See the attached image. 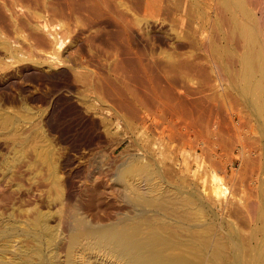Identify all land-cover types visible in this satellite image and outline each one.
Masks as SVG:
<instances>
[{
  "label": "rangeland",
  "instance_id": "374dc122",
  "mask_svg": "<svg viewBox=\"0 0 264 264\" xmlns=\"http://www.w3.org/2000/svg\"><path fill=\"white\" fill-rule=\"evenodd\" d=\"M220 1L0 0V117L13 124L0 125V194H9L0 223L23 229L44 213L66 237L57 254L68 264L74 209L86 204L87 187L101 182L104 220L140 209L111 180L134 156L154 159L172 188L194 192L220 175L237 198L258 199L250 179L264 178V121L239 80L245 54L255 47L264 56V0H239L250 25L259 23L255 46L228 24L244 20L237 0ZM236 207L231 216L249 235L247 210Z\"/></svg>",
  "mask_w": 264,
  "mask_h": 264
},
{
  "label": "bare ground",
  "instance_id": "6f19581e",
  "mask_svg": "<svg viewBox=\"0 0 264 264\" xmlns=\"http://www.w3.org/2000/svg\"><path fill=\"white\" fill-rule=\"evenodd\" d=\"M225 2H227V5H229V2L231 3L233 2V0H225ZM236 2L239 4L238 8H240V13L242 14L241 11L244 9L243 5L240 4L241 1L239 0H237ZM246 9L248 8L245 7L243 11H245ZM248 12L247 13L243 12L242 15L245 16H244V20L243 21L241 20V22L237 21L238 19L236 18L229 19V22L228 21L227 22L228 24L233 23L234 28H238L240 30L238 34L242 33L241 36H243L244 39L250 43V45L251 44L254 45L257 44L258 36L254 34L255 30H253L254 28L253 26L259 27L258 25L259 23L257 22L258 23L257 24L255 20V22L253 21V23L257 25L254 24L253 26L250 25L252 23L248 20L250 19L247 16ZM231 15L228 16L230 17ZM223 17L225 19L226 14ZM227 18L226 20H228ZM228 24H226V26ZM233 25L232 26L230 25V27H233ZM229 32H231L230 29L228 30V33ZM228 35L231 37L230 34ZM232 37H233V32H232ZM248 48L245 49L249 50ZM253 48L254 49H252V51L255 50V47ZM252 51H249L247 54H245L244 55L245 57L243 56L245 58L244 61L246 62V65L245 62L242 61L244 58L242 59L241 54L239 56L241 58L242 63H244L243 65H245L246 67H245V71L244 68L243 70L240 69L243 74L241 72H238L242 74L241 75L242 78H240L241 80H239V82L241 81V83H243L244 88H241L242 86L240 87L241 84L238 83V85H239V89L240 88L242 89L241 91L243 92L245 91L244 95L248 94V96L251 97L249 103L254 108V112L257 110L258 112L257 115L259 114L261 120L264 121V56L260 52V55L259 56L256 55L255 57L254 53L256 51L254 52ZM235 71H237V69ZM239 76L240 74L238 75V77ZM231 78L233 79V76ZM233 82H235V80ZM6 116L0 117V125L1 127L4 126L5 129L9 125L10 126L13 125L8 115ZM14 120L15 119H13V121ZM263 121H260V123ZM260 123L258 122L255 125V127L258 129V132L261 129ZM262 131L260 130L261 133H264L263 129ZM249 141L248 143H250ZM206 144L207 143H205V145ZM214 147L212 145V149ZM246 150L247 149H245V151ZM238 151L241 153L245 152L244 149H239ZM211 152L214 153L215 151L212 150ZM148 154L150 155V153ZM216 155L214 156L216 157ZM127 161L128 162H125V164H123V166L119 169L116 178L111 180H114V185L119 186L120 189L123 191V193H125L124 196L125 199L128 198L127 200L129 202H132L133 204L136 205L137 208L139 207L140 209L134 211L133 213H128V214L124 213L123 214L124 216L117 218L115 220H109L107 218H106L107 220H104L102 219L103 216L102 217L98 216L101 215L100 213L107 210L104 207L105 201L99 202L101 199L100 193L103 192L102 191L103 189L101 190L102 187L99 188L101 182L100 184L97 185L96 183L97 180H96L95 181L96 185L94 187L86 186L87 188L85 189V192H87V194L85 195L88 197L87 202L85 201L86 204L82 205L81 202L77 204L74 209V218H75L74 221L76 222L77 226L74 227L70 232L69 245H68L69 251L67 255L68 264H264V178L263 177H262L263 179L262 181L258 176L259 174L253 179H250L251 190H253L252 188H254L256 190L258 189L257 191L260 192L259 196L257 197L259 201H257L258 199L256 198L257 200H252V201L248 200V202L246 201L247 203H245L244 202L245 198L241 196H238L237 198V196H234L236 195L235 193L229 192L230 187L228 188L227 186H229L230 180L232 181L230 176L228 177L230 178L229 182L226 181V179L224 180L220 178L219 177L220 175L214 178H211L210 176L207 182L208 183L214 182L216 186H213L211 183L203 184L201 181V183L203 184L202 186L203 188L202 187L196 189L193 188L196 191L190 192L187 190H181L177 186H176L177 188H172V186L175 185L170 186L166 184L165 183L166 177L164 178L165 175L162 176L163 172H161L160 168L158 169L157 166L153 163V161H155L154 159L152 160L150 158L145 160L142 157L134 156L130 159L128 158ZM244 163H246V161ZM253 163L255 164V162ZM198 164L200 166V162ZM231 164L228 165L229 168L233 167V165ZM51 174L54 173L52 172ZM231 175L233 176V174ZM56 176L57 175H53L51 176V178L52 177L56 178ZM58 180L59 179H57V181ZM202 180L204 182L206 181V178ZM259 180L261 181V183L258 182ZM95 183L93 182L92 184ZM258 183L261 184L260 186L261 188L258 187ZM233 184L235 183L233 182ZM183 185L184 183L183 184L180 183V187L186 189L184 188ZM0 190L2 191L4 189L2 188ZM6 190L7 189H5L4 191L6 192ZM257 191H255L256 194ZM104 194L105 191L103 195ZM6 195L7 194L5 193L0 194V202L6 199ZM251 199L252 198L250 197V200ZM4 202L6 201L4 200L3 203ZM233 206L234 207L237 206L236 208L238 209L243 208L244 210L245 209L247 210V213L246 211L245 213L248 216L249 220H244L243 217V221L244 223H246V225L244 226H247L246 231L250 233L249 235L244 233L245 231L243 232L241 231L243 229L242 226H241L242 229L238 228L237 223L239 221L235 222L236 220L235 221L233 220L232 218L233 216L232 214H234V212L232 213ZM236 208H234L233 211H236L235 210ZM3 214L0 213L1 216ZM236 215L239 216L238 214ZM243 215L246 217L245 214ZM4 216L5 215H3V217ZM107 216L110 217L109 214ZM1 222H2L0 223L1 224L0 227V263L1 264H59L57 249L59 248V244H61L60 242L64 241L63 238L65 236L57 234V232L54 229L55 227L53 228L50 225L49 217L47 215H45L44 213L43 214L39 213L37 211L36 216L32 219V221H30V223L26 226V228L24 227L23 229L21 227L20 228L15 227L14 225L11 224L10 220L8 221V219L7 220L2 219ZM15 238H19L18 239L19 241L14 246L11 245V242H13V239ZM10 247H13L15 249L11 252V250H9ZM46 251H48L51 254L50 258L48 257V259L46 258ZM85 251L86 254L88 252V258L86 260H82L81 252H84L85 254Z\"/></svg>",
  "mask_w": 264,
  "mask_h": 264
}]
</instances>
